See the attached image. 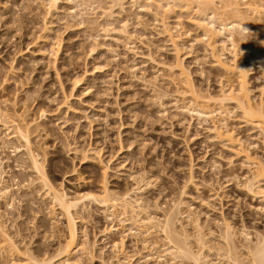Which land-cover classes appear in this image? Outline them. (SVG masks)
<instances>
[{
	"label": "rangeland",
	"instance_id": "obj_1",
	"mask_svg": "<svg viewBox=\"0 0 264 264\" xmlns=\"http://www.w3.org/2000/svg\"><path fill=\"white\" fill-rule=\"evenodd\" d=\"M82 1L58 0L57 9L46 13L43 0H0V105L35 119L32 144L50 179L70 197L99 191L104 177L110 193L129 192L138 199L139 217L148 209L158 220L182 198L174 224L189 235L192 250L202 251L203 264H238L240 259L248 264L250 244L264 234V177L255 176L256 165L246 157L264 165L259 128L233 102L213 117L182 108L189 99L187 83L172 66L180 61L200 94H217L239 88L238 76L216 61L230 63L236 57L246 71L248 98L264 106V14L249 15L255 33L249 51L243 40L235 49L221 38L217 48L212 46L197 24L201 17L192 0L188 6L171 2L168 13L157 0H126L111 18L95 9L108 0L81 6ZM85 5L87 13L80 17ZM95 17L100 19L90 21ZM163 19L178 37V53L163 32ZM122 21L131 42L121 34ZM214 125L230 131L233 139L217 138ZM9 132L0 123V141L7 142H1L0 157H5V179L14 192L10 206L0 198V220L19 253L2 247L10 251L6 255L0 248V264H18L28 250L37 257L54 254L69 228L65 215L44 195L22 147L13 152L20 142L6 137ZM108 209L84 200L74 210L78 242L95 245L89 254L77 250L72 257L77 264H118L122 253L129 264H193L171 253L160 224L139 226L123 220L119 208ZM194 219L204 246L196 240ZM226 222L235 249L225 240ZM121 239L122 253L114 246Z\"/></svg>",
	"mask_w": 264,
	"mask_h": 264
},
{
	"label": "bare ground",
	"instance_id": "obj_2",
	"mask_svg": "<svg viewBox=\"0 0 264 264\" xmlns=\"http://www.w3.org/2000/svg\"><path fill=\"white\" fill-rule=\"evenodd\" d=\"M57 1L58 0H43V5L46 9V13H50L51 11H55L57 9L56 7ZM83 1H87V0H83ZM83 1H82L81 6L84 4ZM108 1L109 3L107 6L102 5L100 3V4H97V6L95 7V9L97 8L98 10H101L102 16H104V18L105 17L111 18L112 16H114L113 9H116L115 7L123 10L124 4L126 3V0H108ZM157 1H159L158 3L161 7L162 12L164 11V13L166 12L168 13V11H170L172 8L171 2H178L181 6H188L190 0H157ZM160 1H165V3L163 2V4H161ZM192 1L196 2L198 14L201 17V19L198 20L197 24L199 27L203 29L204 36L207 37L208 39H212V43H211L212 46L215 47L218 39L221 38V41L223 42H225L226 40L229 41L230 44L232 45V48L235 49L237 42H239L240 40L241 41L243 40V42H245L244 44L246 48L249 51L254 50L252 49L253 44H251V41H252L251 39L252 37H254L253 35L255 33L252 32V25L249 21L250 20L249 15L264 14V0H192ZM241 4L244 5L245 7L244 9L241 7ZM87 7L88 6L85 5V7L82 8L80 17H82V15L84 14L83 11L85 10L83 9H87ZM94 11L95 10H93V13ZM73 13H75V11H73ZM86 13H87V10L85 11V14ZM75 15H77V11ZM225 15H231V18L224 17ZM102 16L100 14V17ZM96 18H99V17H95V19L92 18L90 21L94 23L96 21ZM90 21H87V22H90ZM92 22H90L89 24H93ZM106 27H105V30L111 29L110 27H108L110 29H107ZM126 27L128 26L126 22L124 21L122 23L123 33L121 34L125 36L129 41V38L131 35L129 36V32L125 30ZM162 27H163L164 34L169 38L171 43L175 46V51L176 53H178L179 52V48L177 45L178 37L173 32L174 30L172 29V27L170 26L169 22L166 19L162 20ZM46 29H47V26H45V30ZM222 47L224 50L225 49L224 44L222 45ZM216 61L218 62V65L222 69L238 76L240 86L237 89V91L236 90L234 91L232 88H230L227 90L222 89L221 92L217 94H211V93L200 94L197 91V89L191 83H189L187 79L186 69L185 67H183L182 63L179 61L172 67H175V69L179 71L182 77L185 76L183 78L185 82L187 83L186 92H188V98H189L188 102L186 103L184 102L185 104H182V105L180 104V105L182 106V108H185L188 111L195 112L198 115H205V116L213 117L215 113L221 114L225 110L224 106L228 102H233L236 104L237 107L240 108V110L242 111V114L246 117L247 120L254 121L257 124L259 131H260L261 142L264 147V106L261 104L259 105L254 104L248 98L249 96H247L248 92L246 88L244 89L245 84L243 82L244 81L243 77L246 72L244 65L236 57H234L230 63H225L219 59ZM4 81L5 79L3 80V82ZM215 105H217V107ZM7 109L8 108H5V106L2 107L0 105V123L3 126H5L6 129L11 128V132L7 133L6 134L7 136L6 135L5 136L9 138L15 137L20 142L18 146H14L13 148L14 151L13 150L12 151L18 152L20 151L18 150V148L22 147L21 148L22 152L26 154L27 156L26 158L28 160L27 161L28 166H30L33 172L36 173V177H37L36 179L39 180V184H41L42 187L45 189L44 195H46L49 199H51V201H53L58 206L61 213L65 215L67 222L69 224L68 233L66 237L64 238V240H62V242L59 243L57 248H55L54 254L47 256V257L44 255L43 257H40V256L37 257V256H34V254H31L32 251L28 253L29 250L28 252H26L25 250L26 255L25 253L23 254V252L20 251L21 255L24 256L25 260H20L18 264L19 263L20 264H56V262L58 261L59 262L57 264H77L76 260L73 259L72 257L79 248L81 251L87 252L88 254L91 253L95 245L90 243L87 239L79 243L78 237H77V231L75 228L74 210L77 211V209L80 206V202H83L84 200H87L93 203L97 202L98 204H100V206H103V208L105 207L107 209L112 208L114 210L116 208H119L120 213L123 214L125 217L123 220H132L133 223H136L137 225H139V223L142 225L149 224L150 225L149 227H154L155 224L156 225L160 224L159 225L160 230L165 234L164 236H166L167 240L169 241L171 245L170 248H172L171 249L172 251L171 250L170 251L172 254H178L179 256H181L179 258L187 259L191 261L193 264H203L202 251L200 252L197 250L195 252L194 250H192L190 243H189L190 242L189 235L183 234L182 232H180L176 228L177 226L175 227V224H174L175 219H177L178 214L181 212L179 209L182 205V198L173 201V203L168 207V209L164 211L163 219L161 218L162 220L161 219L158 220V218L155 215H152V213H150L149 211L148 213L147 212L148 209L144 210V208L143 210L145 212L144 211H141V212H144L145 216L143 218L139 217L138 213L136 212L137 210L136 206H139L138 209H141L138 203L139 201H137L138 199L137 200L132 199V196L129 192L116 193V194L110 193L104 177L101 179V182L98 188L99 191L98 190L97 192L96 191L95 192L86 191V192L78 193V195H75L73 197H70L64 189L58 187L50 179V177L48 176L47 172L44 169L43 161L40 157L39 151H37L36 149L37 147L32 144L31 134L33 130H36L38 128V123L35 121L34 118L27 119L24 114L25 113L24 110L18 113L17 109H13L12 112L8 111ZM214 131H215L216 137L219 139H227V140L233 139L232 133L228 130H223L221 126H215ZM0 139L2 140V138ZM4 141H0V149L4 147L3 144L7 143L6 141H5L6 143ZM1 142H3L2 144L3 147L1 145ZM88 149L86 150V152H88L91 148L89 150ZM246 157L248 161L253 162L256 165L255 166L256 168L254 170L255 176L258 177L259 179L263 178L264 177V165L261 164L260 162L252 161L249 155H246ZM4 158H2V156L0 157V198L5 199L4 202L6 201L5 202L6 206L8 205L10 206L13 201L12 195H14L13 194L14 192L11 189L12 188L11 185L13 183L10 184L9 179L8 181L7 179H5L7 176L6 175L7 173L4 167L6 166L4 165V162H5ZM7 160H9V156ZM6 162H9V161H6ZM9 167H10V164H9ZM128 213H130V215ZM1 214L2 212L0 210V217L2 216ZM2 221L3 220H0V248L1 250L6 247L7 249H5V251L6 250L11 251V252L10 251L4 252V250H2L6 255L9 252L11 254L14 252L19 253V248L15 246L14 241L10 237V234L6 232L7 229L6 227L4 228V224ZM193 222H194V227L197 231L196 240L201 246H204L206 244V239H205V236L202 235L200 232L201 226L196 219H194ZM181 231H182V228H181ZM231 235H234L233 232L231 231V226L228 222H226L225 223V240L229 242V246L231 245L229 247L230 249H235L237 246L236 247L233 246L234 240L233 242L231 241V237H233ZM122 244H123L122 239L114 243V246L118 247V250H121V253H122V248H121ZM248 245L246 246V248H248ZM248 250L251 256L250 260H248L249 261L248 264H264V234L259 235L257 241L254 243L253 246H251L250 244ZM10 253L8 255H10ZM16 255L20 256V254H17V253ZM175 256L177 257V255H173V257ZM236 257L237 255L234 257V259ZM126 258H127L126 255L123 253L121 255H118L117 263L118 264H129L128 261H126L125 263L124 260H126ZM238 259H240L239 256H238ZM242 260L243 259H240L239 261L237 260L238 264L239 262L240 264H243L244 262L241 263ZM12 262H13L12 264H14V261Z\"/></svg>",
	"mask_w": 264,
	"mask_h": 264
}]
</instances>
